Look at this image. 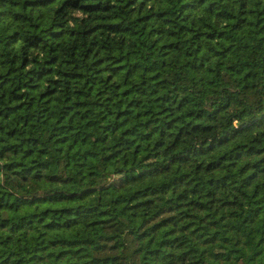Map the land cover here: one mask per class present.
<instances>
[{
    "label": "trees",
    "instance_id": "16d2710c",
    "mask_svg": "<svg viewBox=\"0 0 264 264\" xmlns=\"http://www.w3.org/2000/svg\"><path fill=\"white\" fill-rule=\"evenodd\" d=\"M0 264H264V0H0Z\"/></svg>",
    "mask_w": 264,
    "mask_h": 264
}]
</instances>
